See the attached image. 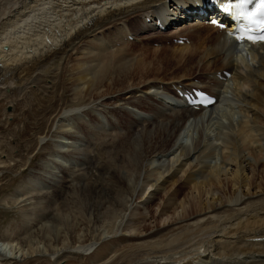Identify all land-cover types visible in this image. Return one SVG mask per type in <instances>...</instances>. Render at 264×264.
<instances>
[{
    "label": "bare ground",
    "instance_id": "bare-ground-1",
    "mask_svg": "<svg viewBox=\"0 0 264 264\" xmlns=\"http://www.w3.org/2000/svg\"><path fill=\"white\" fill-rule=\"evenodd\" d=\"M168 1L173 5V12L170 13L180 17L188 14L187 8L196 7L193 4L195 0L4 1L6 4L0 8V95L13 86L14 91H20V87L30 80L39 79L37 87L26 89L36 93L34 96L38 105L39 102L48 104L35 113L29 128L40 129V126L48 125L56 118L53 114L54 94L58 96L61 81L62 85L69 84V90L77 97L91 99L96 96L92 104L65 109L57 116L54 125L56 134L50 140L52 148L38 160L15 192L16 205L27 216L34 214L42 202L33 198V193L41 194L56 185L64 190L75 181V177H80L90 145L101 143L102 138L106 140L105 145L109 144L108 140L114 137V132L120 130L108 110L110 105L101 103L106 98L103 95L109 94L102 92V83L114 68L105 57V51H111L107 42H119L129 33L135 37L148 35L145 36L147 38L153 37L154 33H164L153 23L146 22L145 17L160 13L168 19L165 15L166 10L171 9L166 6ZM176 4H182L181 11ZM139 18H142L141 21ZM176 29H181L176 35L187 33L197 43L192 47L177 45V53L173 52L172 57L178 59L177 64L183 62L181 68L196 66L200 72L195 76L186 71L169 83L147 81L143 89L131 93L133 89L128 88L132 85L124 86L122 90L127 89L130 94L115 100L111 106L134 115L131 133L121 143L126 145L128 169L117 167L109 182L106 181V191L99 189L98 185L84 183L76 186L74 194L83 200L89 199L94 189L98 192L97 205L104 213H110V207L116 205L117 200L114 199L119 197L114 193L125 194L124 188L131 197L136 192L142 196L153 186L163 188L168 180L174 185L184 179L186 183H193L197 194H190L181 201V215L172 218L167 226L150 232H147L146 226L143 233L140 225L146 216L138 214L132 225L126 224L123 228L130 234L125 232L119 236H115L114 230L121 215L114 212V208L108 214L115 222L112 221L110 227L99 228V236L91 234L90 221L83 220L84 216L70 213L58 215L53 213V207L51 211L45 209L42 212L44 219H39L38 225L33 228L34 234L20 239V242L0 241V264H26L28 261L54 264L50 262L51 258L44 257L60 256L77 249L89 252L99 243L101 246L92 250V260L86 264H264V162L261 163L262 176L255 178L258 160L250 161L243 155L253 133L260 137L257 141L263 140L258 148L261 152L264 149V43L252 46L232 44L226 38L225 29L206 21L184 24ZM75 52L83 55V62L81 58H78L80 61L73 59L77 63L65 76L64 69ZM119 55L117 65L123 66L122 63L127 62H123L122 53L119 52ZM226 70L232 74L228 76ZM186 78L189 79L184 81ZM174 82H183L189 87L200 86L217 95L218 101L205 110L173 105L170 95L176 93L171 87ZM88 109L93 112L92 118H87ZM79 120L87 122L92 128L89 135H84L86 131L83 133L79 127ZM36 134L40 135V142L47 138L40 131ZM226 147L229 151L224 155ZM256 149L252 147L251 151L256 153ZM209 156L212 157L210 162L205 159ZM186 163L191 167L182 177L179 173ZM248 163L253 167L251 172L245 169ZM225 164L234 166L228 184L221 178V173L228 171ZM5 166L16 167L12 163ZM154 166L161 170L153 169ZM205 167L210 170L203 172ZM229 184L231 188H236L226 191ZM166 193L169 194L168 191ZM179 194L180 190H176L168 195L173 206ZM103 212H99L97 217H104ZM123 220H120L119 227ZM111 235L115 237L110 238ZM32 252H38L42 258H26ZM57 262L82 264L65 256H60Z\"/></svg>",
    "mask_w": 264,
    "mask_h": 264
},
{
    "label": "rangeland",
    "instance_id": "rangeland-1",
    "mask_svg": "<svg viewBox=\"0 0 264 264\" xmlns=\"http://www.w3.org/2000/svg\"><path fill=\"white\" fill-rule=\"evenodd\" d=\"M2 1L0 2V8L6 4V2H4L6 0H4L3 2ZM141 19L142 18H139L140 21ZM0 32L2 33L1 30ZM145 36L148 35H143V36L140 35L137 38H129L128 36H125V39L119 40V42L117 41L118 43L115 42L109 44V42H107L108 49L111 50L110 51L111 53L109 52V50L105 51L107 52L105 57H108L110 62L113 63L114 68L110 70L111 72L106 77L107 79H105L102 83L103 84V87L101 88L102 92L105 94L107 92L109 94L103 95L106 98L105 99L103 98L104 100L101 103L105 105V103L107 102L106 106L110 105L108 106V110L112 112L114 119L116 120L115 124L120 130L118 131L117 129L114 132V137L112 138L113 140L112 139L108 140V142L110 141L109 144L107 143L105 145L106 140L102 138L100 139L101 143L95 144L93 142L94 144L92 143L90 145L88 152L89 154L87 155L86 163L81 171L80 177L79 176L75 177L76 178V179L74 178L75 181L70 182L64 190H62L61 187L56 185V187L55 186L50 187V189H48V191L46 192L42 191L41 194L36 192L33 193L34 194L33 198L35 199L39 198L40 199L39 201L42 202H40L39 208L37 207L35 209L36 210L35 213L30 214L31 216L30 215L27 216L24 213V211L21 208H19L18 205H16L17 203H16L15 194L17 193L16 191H18L19 185L29 175V172L37 165L38 160L43 158L52 148L51 147L52 141L50 140L56 134L54 125L57 122L58 119L57 116L61 115V113L65 109L77 105H85L87 103L92 104L93 101L96 99V96L91 99L90 97L88 98L87 96L77 97L73 95L72 92L69 90L70 85L67 83L62 85L63 82L61 81L58 87V92H59L58 96L56 97V95L54 94L53 114L54 115L56 114V118L49 121L48 125L46 124L44 126H40L41 127L40 129L39 128L31 129L28 126L29 122H31L34 119L37 113L42 111L46 107V105H48L46 102H39L40 104L38 105V102L36 101L34 96L36 95V93L34 91L28 92V89H26V88H30V86L32 88L37 87L36 85H38L39 79L30 80V82L32 81L31 82L32 85H30V82H28L26 83L25 86L20 87V91L16 89L15 92L14 91L15 87L13 86L10 88L11 90L9 88L7 89L6 91L7 93H4V95H0V241L5 240L11 242H17V241L20 242L19 241L20 239L22 238L25 239L24 237L28 238L29 236L35 233L33 232L34 231L33 228H36V226L38 225L39 222L38 220L44 219V214L42 212L45 211V209L51 211V209L53 208H54L53 213L54 212L56 214L58 213V215H62L64 213L65 214L70 213V214H75L77 216L78 215L84 216L83 220L85 219V221L87 220V222L90 221L88 223L90 227H92L91 234H96L97 236L100 235L99 228H101L102 226L110 227L113 224V222H115L112 219L111 215H109L111 212H113L112 211L113 208H114V212L121 215L120 220L124 219L123 224L120 227L118 225L120 224V220H118L119 222L116 224L117 226H115L116 229L114 230L115 236H119L122 233L125 234V232L126 235L130 234L129 231H125L124 229L126 228L127 225L133 224L134 218L138 214L142 215L144 213L143 215H145L146 217L145 220L140 225L141 226L140 230L143 231V233H145L143 229L144 227L147 226L148 228L147 232H150V231H154L155 229L167 226L169 223L172 222V218L173 219L178 218L181 215L179 213H182L181 212L182 208L180 207L181 201L190 194H197V191L195 192V190H193V186H192L193 183L192 182L186 183V180L184 179L183 181L185 182L182 181L178 184L175 183L174 185L171 184L172 181L168 180L169 182L168 181L165 182L163 188H161L162 186L158 188L153 186V188L149 189V191L142 196H140V194L136 192L135 195L131 197V195L128 194V190L124 188L126 192L125 194L121 193L120 195V193H114L119 197L114 199L117 200L115 206L112 204H111L112 206L110 205L111 210H109L110 211V213L108 212L109 214L104 213L103 209L99 208V206L97 205L98 200L96 199L98 192L96 190H95L96 192H94V189L91 190L93 192V195L92 193H90L91 197L89 196V199L86 198L88 201L86 199L83 200V198L81 199L78 194L76 193L74 194V191H76L77 189L76 186L84 183H92V185H98L97 187H100L99 189L102 188V190L106 191L108 187L107 182H109L113 174V171L117 167H121V166L122 168L128 169L129 159L126 157L125 154L126 145H122L121 143H123V139H125L128 136V134L131 133L130 127L134 119V115L125 110L118 111L116 109H112L113 105L111 106V104L115 102V100L121 99L122 97L124 98L125 96H128V94H130L131 92H135L136 90L143 89L144 87L143 85L144 83H147V81L152 82V81L161 80L165 82L168 81L169 83V81H171L172 79L174 80L177 77L183 75V73H185L186 71L191 72V74L195 76L200 72L196 66L195 68L193 67L191 69L189 65H187L185 68L184 67L181 68L183 62L177 64L178 59L175 60L172 57L173 52H176L175 49L177 45H181V46H185V44L191 45L196 41V39L191 38L192 39L191 43H177L176 41H172L173 31L170 30H167L161 34L154 33V36L150 38H146ZM194 45L196 44H193L191 46L188 45V46L192 47ZM108 52L110 53L109 55ZM119 52L120 54L122 53L124 55V57L122 58L124 60L123 62H127V63H122L123 66L117 65L120 60ZM75 53L71 58L72 60H70V64L68 63V65L64 69L65 76H67V74L70 73V71H72L71 68L75 66V64L77 63L76 61L82 60L83 55L80 52H75ZM96 55L98 56V54ZM74 56L76 58H73ZM118 56L119 58L117 59ZM78 58L81 59L79 60ZM73 59L76 61H74ZM193 64L195 65V62ZM186 80H188V78H186L185 81ZM128 85H132L130 88H128L129 90L133 89V91H130V93L128 92L129 90L127 91V89L122 90L124 86L126 87ZM21 88L24 90L26 89L27 91L25 90L26 91L25 92L24 90H21ZM32 96L34 97L32 98ZM36 108L38 109V111ZM33 110L35 111L34 114H33ZM86 115L87 118L88 117L92 118L94 116L93 112L89 109L87 110ZM78 125L82 129L83 133L86 131L84 133L85 136L89 135L90 134L89 132H92L91 130L92 128L89 126L87 122L79 120ZM36 131H40L42 136H47V138H45L46 140L40 142L39 141L40 139L38 137L40 135L36 134ZM255 134L254 133L252 134L254 136L251 135V139H253L254 141L251 139L248 141V147L247 149L245 147L243 155L245 154L250 161L254 159L258 160V167L256 168L257 171L255 178L260 179V177L262 176L261 172L263 169L261 163L264 162V149L261 152V150L258 148V146L260 145L261 142H263V140L261 139V142L260 140L257 141V139H260V137L258 135H257L258 137L255 136ZM252 147L255 149L257 148L256 153L251 151ZM228 151L229 149L227 147L224 148L223 154L224 155L228 154ZM205 159L208 162L212 161L211 156ZM9 163H12L13 167L15 166L16 167L12 168L11 166L7 168V166L5 165L7 164L9 165ZM226 165L227 164H225V166ZM184 167H181V172L179 173V175H182V177H185L186 171L191 166L189 165V163H186ZM227 167H228L227 173H221V178L222 179L224 178L223 180L228 184V178H230V173L232 172V168L234 166L233 164H229L226 166V168ZM178 168H180V166H178ZM252 168H253L252 165L250 166V163H248L247 168L245 169L247 170V172H251ZM153 169L161 170L158 167L155 168V166ZM182 169L184 170L182 171ZM206 169L210 170V168L205 167L204 168L205 171L203 170V172H208L206 171ZM153 171L156 172V170ZM79 182L80 184H78ZM212 187H213L212 189H214V185ZM229 187L230 184L226 186L225 188L226 191L227 190L229 191V189L234 190L236 188V187L233 188L231 187L229 188ZM176 190L177 191L180 190L181 194H179V196L177 197V202L173 206V204L171 203L172 201H170L168 197L171 195V193H173ZM166 191H168L169 194H167ZM105 193L106 192H104V194ZM126 196H129L130 198L129 197L127 198ZM210 196L211 194L208 195L209 198ZM213 197L214 196H212V198ZM90 207L92 208V210ZM99 212H103L102 215H104L105 218L103 216H102L103 218L101 216L97 217L98 214H100ZM91 215H93L94 217ZM101 218L104 220H101ZM108 218L109 219L111 218V220L109 221ZM43 222H45V220H43ZM110 223L112 224L110 225ZM93 228L94 230L95 229L96 230L94 231ZM133 232L135 231H131V233ZM111 237H113V235H111L110 238ZM99 244L97 245L98 247L101 246ZM77 245L78 244H76L75 246L77 247ZM97 246L95 245V247ZM94 248L92 250H94ZM92 250H90L89 252L88 251L84 252L85 251L84 249H77L76 251L71 250L68 253L60 254V256L72 258L78 263L86 264L87 262H90V260H92L90 259L92 258L93 255V253H91ZM37 253L38 252H32V254L27 256L26 258H42V256ZM60 256L47 255L44 258H49V260L51 258L53 262L52 261L50 262L56 264L58 263L57 260L60 258ZM237 259L239 260V258ZM28 263L33 264L29 261L26 264Z\"/></svg>",
    "mask_w": 264,
    "mask_h": 264
},
{
    "label": "snow or ice",
    "instance_id": "snow-or-ice-1",
    "mask_svg": "<svg viewBox=\"0 0 264 264\" xmlns=\"http://www.w3.org/2000/svg\"><path fill=\"white\" fill-rule=\"evenodd\" d=\"M219 3V0H215ZM253 0H236V2H229L225 5H221V8L228 13H235L237 18H243L249 22V24H255L260 30V35H245V33L251 32L249 28L243 29L242 33L237 37L238 40H250L253 43L264 42V0H259L254 10H247V5L252 4ZM199 6V5H194ZM213 24L219 23V19L211 20ZM220 27H226V24L220 23ZM231 35V33H229ZM211 100H206L205 103H212Z\"/></svg>",
    "mask_w": 264,
    "mask_h": 264
}]
</instances>
